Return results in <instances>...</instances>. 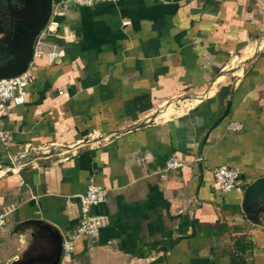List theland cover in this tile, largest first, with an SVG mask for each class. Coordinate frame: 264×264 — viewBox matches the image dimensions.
I'll return each mask as SVG.
<instances>
[{
  "label": "crops",
  "instance_id": "0c3cea01",
  "mask_svg": "<svg viewBox=\"0 0 264 264\" xmlns=\"http://www.w3.org/2000/svg\"><path fill=\"white\" fill-rule=\"evenodd\" d=\"M53 13L59 35L2 121L0 264L44 251L49 232L24 223L73 235L91 183L108 190L92 208L106 223L61 264H231L243 237L264 264V206L246 202L264 179V0H53ZM173 154L185 166L164 179ZM219 167L239 191L215 189Z\"/></svg>",
  "mask_w": 264,
  "mask_h": 264
},
{
  "label": "built area",
  "instance_id": "2783aa9c",
  "mask_svg": "<svg viewBox=\"0 0 264 264\" xmlns=\"http://www.w3.org/2000/svg\"><path fill=\"white\" fill-rule=\"evenodd\" d=\"M79 6H94L105 2H119L122 0H71ZM56 13H53L48 24L43 29L36 40L34 58L43 55L39 50L43 36L57 37L59 35L60 24L56 20ZM51 59H55L57 54L50 53ZM35 80L34 75L27 70L16 77L0 79V143L6 144L9 140L8 132L3 128V117L7 113L8 104L17 106L25 103L28 89ZM229 129L240 131L242 126L239 123H231ZM185 162L176 154H173L166 163L162 177L165 179L167 174L184 168ZM215 189L221 193H233L239 191L242 185L240 172L228 167H219L213 171ZM108 190L96 187L94 184L88 186L87 191L79 196L80 222L73 235L63 240V257L70 258L75 252V243L78 238H98L100 231L106 223L105 216H97L92 213V208L106 203ZM8 220V213L0 211V229L5 227Z\"/></svg>",
  "mask_w": 264,
  "mask_h": 264
},
{
  "label": "water",
  "instance_id": "95a60500",
  "mask_svg": "<svg viewBox=\"0 0 264 264\" xmlns=\"http://www.w3.org/2000/svg\"><path fill=\"white\" fill-rule=\"evenodd\" d=\"M25 6L27 9L28 6L34 8L35 15L18 24L16 30L5 41L6 46L3 49L7 58L0 63V79L16 77L29 69L34 58L36 40L52 16L53 0H27ZM259 199L262 202H259ZM246 202L254 208L253 210L259 203L264 206V179L256 181L247 189ZM30 226H34L36 233L40 228L49 232V235L44 239L47 243H43L44 251L37 256L24 259L17 257L6 264H61L63 236L60 231L43 222L31 221L20 226L22 234L24 229ZM35 240L37 241V239Z\"/></svg>",
  "mask_w": 264,
  "mask_h": 264
},
{
  "label": "rangeland",
  "instance_id": "374dc122",
  "mask_svg": "<svg viewBox=\"0 0 264 264\" xmlns=\"http://www.w3.org/2000/svg\"><path fill=\"white\" fill-rule=\"evenodd\" d=\"M26 1L27 0H18L22 7L19 11H13L11 8H9L8 11L2 12L0 8V59L4 56L6 57L3 49L4 46H6L5 41H7L12 33L16 30V26L35 15L34 8L29 6L28 9L26 8ZM7 25L9 26L8 30L5 29Z\"/></svg>",
  "mask_w": 264,
  "mask_h": 264
},
{
  "label": "trees",
  "instance_id": "16d2710c",
  "mask_svg": "<svg viewBox=\"0 0 264 264\" xmlns=\"http://www.w3.org/2000/svg\"><path fill=\"white\" fill-rule=\"evenodd\" d=\"M251 243L246 238H239L234 243V251L231 254V264H249L247 254Z\"/></svg>",
  "mask_w": 264,
  "mask_h": 264
},
{
  "label": "flooded vegetation",
  "instance_id": "af4514ba",
  "mask_svg": "<svg viewBox=\"0 0 264 264\" xmlns=\"http://www.w3.org/2000/svg\"><path fill=\"white\" fill-rule=\"evenodd\" d=\"M0 8L2 12H6L9 10V8H11L13 11H19L22 7L18 0H0ZM6 15L8 16L7 13ZM5 29L8 30L9 26L7 25ZM6 58L7 57L4 56L3 60L0 59V63L6 60Z\"/></svg>",
  "mask_w": 264,
  "mask_h": 264
}]
</instances>
